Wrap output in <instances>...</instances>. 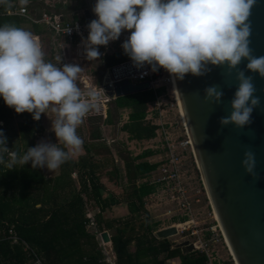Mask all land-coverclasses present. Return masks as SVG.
<instances>
[{
    "label": "clouds",
    "instance_id": "clouds-1",
    "mask_svg": "<svg viewBox=\"0 0 264 264\" xmlns=\"http://www.w3.org/2000/svg\"><path fill=\"white\" fill-rule=\"evenodd\" d=\"M28 2L19 0L22 6ZM0 5L10 7L9 0H0ZM255 5L256 0H96L92 12L97 18L87 25L88 36L82 39L84 54L89 62L99 61L103 55L99 47H107L127 31L130 35L121 47L133 66H149L153 73L163 69L178 93L176 82L186 75L204 77L213 68L226 67L227 75L235 72L237 89L230 114L219 123L244 129L252 125L253 111L261 103L253 76L246 72L264 78V56H254L250 47ZM70 32L69 27L65 29L66 34ZM56 60L60 66L45 60L41 44L30 31L14 24L0 26V97L16 114L27 112L34 121L51 109L55 114L51 131L57 138L55 144L41 141L21 154L6 147L7 139L0 131V164L9 170L31 162L33 169L54 172L82 150L84 141L77 129L98 106L101 93L82 92L76 81L83 68L61 64V56ZM245 61L246 68L241 69ZM223 95L219 85L204 89L206 103L219 105ZM242 167L256 178L251 150L244 152Z\"/></svg>",
    "mask_w": 264,
    "mask_h": 264
},
{
    "label": "trees",
    "instance_id": "trees-1",
    "mask_svg": "<svg viewBox=\"0 0 264 264\" xmlns=\"http://www.w3.org/2000/svg\"><path fill=\"white\" fill-rule=\"evenodd\" d=\"M61 3L50 8L44 7L43 12L75 19L71 13L83 6L81 0H61ZM72 44L75 42L72 41ZM101 61L103 67H112L131 60L123 51H118L104 55ZM162 92L163 88L149 89L114 98L106 105L104 119L93 115L87 117L90 128L88 139L91 142L98 138L92 128L95 125L102 122L118 124L123 109L128 110L127 122L121 125L120 130L127 134V139H153L156 126L146 121L145 117L151 112L155 97ZM18 117L24 119V124H31L33 120L32 115L27 112L16 114L0 97V131L8 143L11 132L8 124ZM22 132L28 135L31 129L25 128ZM96 146L89 143L85 149L83 147V156L62 164L58 168V175L52 180H45L41 175L37 178L32 173L35 169L31 165L9 170L0 164V264H31L36 259L40 264H71L70 258L74 254H80V246L90 243L92 237L85 230L89 221L84 216L80 194L99 204L102 209L108 202L115 200L112 193L104 191L96 176V165L100 164L95 163L91 156L95 153ZM10 148L12 149L11 146ZM113 150L122 163V178L125 182L122 201L128 204L129 217L117 225H100L97 217L94 218V223L98 232L112 231L110 242L114 264H165V260L175 257L179 259V264H203V257L197 253L182 255L178 249H171V244L165 239H156L153 234L156 224L148 223L143 198L152 194L155 189L146 183L137 182L156 168L157 164L144 160L154 155V152L146 150L132 158L123 144H118ZM103 153L108 151L104 150ZM95 154H100V150H96ZM7 159L5 155V160ZM72 171L76 172L81 182L80 191L73 194L67 191V177ZM33 183H36L34 188ZM16 190L19 192L16 193ZM104 192L106 197L102 198ZM130 241L135 245L131 254L127 252ZM71 249L78 252L72 253ZM94 258H100V255ZM72 263L81 264V256H77Z\"/></svg>",
    "mask_w": 264,
    "mask_h": 264
},
{
    "label": "water",
    "instance_id": "water-1",
    "mask_svg": "<svg viewBox=\"0 0 264 264\" xmlns=\"http://www.w3.org/2000/svg\"><path fill=\"white\" fill-rule=\"evenodd\" d=\"M80 15L87 26L96 19L92 8L96 0H81ZM62 20V17H61ZM251 44L254 56H264V0H256L251 10ZM83 45L77 47V57L86 58ZM246 61L239 67L246 68ZM137 71L132 61L110 69L116 79L112 85L101 87V97L117 98L149 90L148 82L131 84L123 75ZM253 76L255 95L260 98V107L252 114L250 127L238 129L234 125L221 127V117L230 114V102L237 89L235 72L227 75V69L213 68L204 77L186 75L177 81L181 93L175 95L182 114L181 119L191 144L193 160L202 189L211 212L223 234L235 264H264V78ZM219 85L224 95L222 103L213 105L204 100V89ZM255 153L256 178L246 174L242 167L244 152ZM177 234L174 227L154 232L157 239H166ZM99 238L108 242L106 232ZM182 254L193 252L192 244L182 241L175 245Z\"/></svg>",
    "mask_w": 264,
    "mask_h": 264
},
{
    "label": "crops",
    "instance_id": "crops-1",
    "mask_svg": "<svg viewBox=\"0 0 264 264\" xmlns=\"http://www.w3.org/2000/svg\"><path fill=\"white\" fill-rule=\"evenodd\" d=\"M58 3H61V0H57L56 2L55 0H29L26 6H22L20 5L19 0H9L10 7L8 5H0V26L4 24H14L18 27H21L33 33L34 36L37 37L38 43L41 44L42 49L45 54H46V50L48 49L49 55H47V57L45 56V60L50 61L54 64H57V66H60V64L57 63V60H56V57L59 54L58 47L60 48V55L62 57L63 64H72V63L77 64V62H79L81 65L83 64V62H85L88 65V67H90L93 70V74L95 75V77L98 78V82L92 81L91 76L89 74L91 72L88 73L87 70H84L83 72L80 73L79 75L80 80H81L80 82L83 88L85 89L91 88L90 91H93L99 87L100 79H101L104 69L112 68L113 66L103 67L102 66L103 63L101 59L96 62H89L86 58H78L77 57V47L78 46L72 44L71 41H68L65 38L54 37L49 31L46 30V28L43 25L33 23L29 21V19H27L25 16H21L17 13V11L20 8H24L27 11L28 18L37 19L40 16V14L43 12L44 7H49V8L54 7ZM80 9H77L71 13V15L75 17V19L62 17V21L64 23H68L72 21L84 22L82 16L80 15ZM99 51H100V48H99ZM118 51H123V50L118 47L116 48L113 47L112 49L108 50V52L104 55H109V54H112ZM164 91L165 89L163 88V92ZM170 103H172V101ZM172 109H175V108H173L172 106ZM105 111H106V106L103 107V117L100 116L102 119L105 118ZM152 112L153 110L149 114H147V116L145 117V120L154 125L155 119H154V114H152ZM127 114H128V110L126 109L121 110L120 119H119L118 124L111 125V124L102 122L101 124H98L92 127L94 130V134L98 138L91 140V142L88 139V135L90 131L89 125L86 120L88 116L85 118L84 123L77 129L78 135H80L84 141L83 143L84 149L86 148V145H88L89 143H94L95 145H97L95 147V153H96V150L98 149L100 150V154H95V153H93V155L90 154L92 156V160L95 163L100 164V165L98 164L96 165V176L98 177L99 183L104 188V191H107L108 193L109 192L112 193L115 197V200L113 202H108V205L103 207L102 209L101 206H99V204L97 205L92 200H87L85 197L82 196V194H80L83 200V210H84L85 218L88 219L87 218V215H88L94 223L95 222L94 218L97 217V220L100 225L104 223L117 225L119 223H122L129 217V213L127 212L128 204L120 200V198L116 196V194H118L117 189L123 190L125 182H124V179L122 178L123 176L122 175L123 174L122 163L120 159L116 157L113 148L117 147L118 144H123L126 150L130 153L131 149L130 147H127V146L138 145L139 143L143 144L151 140L149 139V140L135 141V140L127 139L128 137L127 134L120 130L121 125L127 122ZM24 123H25L24 119L18 117V118H14L12 122L8 124V129L11 131L9 132L11 143L7 142L6 147H8L9 150L16 151L18 153L23 154L28 148L35 147L41 141H45V142H49L53 144L51 137L53 135L55 136V133L51 131V127H52L51 120L44 122L43 119L42 120L40 119L39 122L32 120L30 122L31 124L29 123L24 124ZM25 128L31 129V133L27 135L24 132H22V130H24ZM121 136H124L123 141L121 140ZM54 138L57 140L56 137ZM10 146L12 147V149L10 148ZM83 147L81 151L71 155L70 159L76 160L78 157L83 156L84 154ZM104 150L108 151V153H103ZM146 150H150V149H144L143 151H146ZM143 151H141L140 153H142ZM139 154L130 153V156L133 158ZM154 155H155V152H154ZM149 157L144 158V160L147 161L146 159ZM147 162H150V161H147ZM154 162L155 161H152L150 163H154ZM27 165H31V162L25 164V166ZM16 167H20V166L17 165ZM115 170L117 171L116 181L112 180L111 178V173H115L114 172ZM32 173L33 175H36L37 178L41 175L43 179L45 180H52L54 177H56V175H58V169H56L54 172H50L47 170V168H36L35 171H33ZM149 174L150 172L142 180L148 178ZM67 184H68V188H67L68 192L73 194V193L80 191L81 182L79 181V177L76 174V172L74 171L70 172L69 177H67ZM32 185H33L32 187L34 188L36 183H33ZM150 186H152L155 189L153 185H150ZM17 192H19V190H16V193ZM104 197H106L105 192L102 194V198ZM37 206L38 205H36V207ZM167 207H168L167 210H171L169 206ZM143 209L145 210L146 208L143 207ZM146 210L145 211L148 214V223L150 225L156 224V227H155L156 230L154 232L160 229L167 228V227H173V226H169V224L175 223L176 221H178V217L174 215L173 217H170L167 220L168 225L163 226L156 219H153L152 221V218L150 217V213L148 209ZM85 230L87 233L90 234V237H92V239L89 241L90 243L88 245L80 246V249H79L80 254L79 255L74 254V256L70 258L71 264H74L72 262L77 259V256H81V264H112V263L114 264V254L112 252V246L110 242V236H111L112 231L102 230L98 232L95 225L94 226L86 225ZM101 232L107 233L108 239H109L108 242L103 243L101 241V239L99 238V234ZM177 235L178 234L165 239L167 242L171 244L170 246L171 249H178V248H175V245L180 243L181 240L176 239ZM80 240H83V239H80ZM84 240L86 241L87 239H84ZM134 250H135V245L133 241H130L129 245L127 246V252L131 254L134 252ZM70 252L76 253L78 251L76 249H71ZM193 252L195 251L193 250ZM98 254L100 255V258L95 259L94 256ZM180 254L182 253L180 252ZM160 257H162V255ZM165 264H179V259L177 257L167 259L165 260Z\"/></svg>",
    "mask_w": 264,
    "mask_h": 264
},
{
    "label": "built area",
    "instance_id": "built-area-1",
    "mask_svg": "<svg viewBox=\"0 0 264 264\" xmlns=\"http://www.w3.org/2000/svg\"><path fill=\"white\" fill-rule=\"evenodd\" d=\"M17 13L21 16H25L33 23L43 25L54 37L65 38L71 42L74 41V45L76 46L83 45L82 39L86 40L88 36V29L84 22L72 21L64 23L61 20V15L46 12H42L37 19H31L27 17V11L24 8H20ZM68 27L71 29L70 34L65 33V29ZM129 35L130 33L127 31L122 32L119 40L110 42L107 47H99L100 52L104 55L113 47L122 49L121 44ZM110 69L111 68L104 69L99 87L93 91H101V87L106 85L111 86L112 83L116 81V79L111 76ZM162 70L163 69H160L159 71L153 73L149 66H145L137 71L134 70L128 75H123L121 78L127 80L131 84L148 82V87L151 90L161 87L165 89L163 93H160L155 97L150 110H153L154 114V125L156 126L155 135H162L163 139L161 143L163 145L160 147L161 151H159L157 157L158 159L154 162L157 164L156 168L150 172L148 178L143 181L148 185H153L155 187V191L163 195V199L168 204L167 206L172 208L176 214L175 216L178 217V221L170 223L169 226H173L177 234L185 233L187 235V238L183 240L192 244L193 250L198 255L203 257V264H235L218 223L214 219L213 213L210 212V216H207L210 218L209 223L205 224L202 221L201 226L199 227L198 225L197 215L199 213L197 212V209L200 200L194 196L192 192L193 190L190 188V162H193L195 166L191 144L181 116L178 113L175 99L174 102L179 117L180 134L174 138L169 137L166 125L169 129H171V131H173V129L171 128L170 123L163 121V114L166 109L163 104L167 103L172 110V106L174 108V103L163 101V97L167 92L166 85L170 86L172 92V83L169 74L167 73V76H163ZM144 73L147 74L144 75ZM111 100L113 99L103 96V98H101L98 102V106L91 110L88 116L93 115L103 117V107ZM198 182L201 184L199 177ZM166 212L169 213L170 210H166ZM87 218L89 221L88 225L94 226L95 224L88 215ZM12 240L15 242L14 238ZM31 264L40 263L36 259Z\"/></svg>",
    "mask_w": 264,
    "mask_h": 264
},
{
    "label": "rangeland",
    "instance_id": "rangeland-1",
    "mask_svg": "<svg viewBox=\"0 0 264 264\" xmlns=\"http://www.w3.org/2000/svg\"><path fill=\"white\" fill-rule=\"evenodd\" d=\"M56 1L57 0H55V2ZM58 52H59L58 56H61L59 47H58ZM47 55H49L48 54V49L46 50L45 56L47 57ZM57 63L60 64V62H58V61H57ZM61 64H63L62 61H61ZM77 64L80 65L79 62H77ZM83 64L80 65L83 68L82 72L84 70H87L88 73L91 72L89 74L91 76L92 81L93 82H98V78L95 77V75L93 74V70L90 67H88V65L85 62H83ZM85 67H86V69H85ZM87 71H85V72H87ZM162 75L163 76H167V72L162 70ZM80 81L81 80H80V76H79L77 81H76V83H77L78 87H80L82 92H88V91L91 90V88H88V89L83 88ZM166 88H167V92H166L165 96L163 97V101H167L169 103L172 101V103H174V108L176 109L173 93L171 92V88H170L169 85H166ZM163 105H164V108H166L165 112L163 114V117H164L163 121L166 122V123H170L171 124V128L173 129V131H171V129H169L167 125H166V129H168L169 137L174 138V137H176L177 135L180 134L179 117H178L177 111L175 109L171 110L167 103L163 104ZM152 114H153V112H152ZM40 119L41 120L43 119L44 122H47V121H50V120H54L55 119V114L51 111V109H49L48 112H47V115L42 114ZM37 122H39V121H37ZM54 137H55L54 135L51 137L52 138L51 140L53 141V144L57 143V140ZM162 139H163L162 135H155V137L153 139H151L147 143H143V144L139 143L138 145L127 146V147H130V149H131L130 153L131 154L132 153L133 154H139L144 149H150L151 151L155 152V155L150 156L146 160L152 162V161H156L158 159L157 157H158L159 151H161L160 147H161V145H163L161 143ZM121 140L122 141L124 140V136H121ZM189 170H190V174H191L190 188L193 190L192 192H193L194 196L197 197L199 200H201V202L199 203L198 209H197V212L199 213L197 215V218H198L197 222H198V225L200 227L202 221L205 224L210 222V218H208L207 216L208 215L210 216L211 209H210L209 204H208V202L206 200L204 191L202 189V185L198 182V177L199 176H198L197 171L195 170V166H194L193 162H190ZM111 178H112V180L116 181V178H117L116 172L115 173H111ZM137 183L138 184L144 183V181L140 180ZM117 191H118L117 192L118 194H116V196L118 198H120V200H122V198L124 197L123 191H125V187H124L123 190L122 189H117ZM191 196H192V193H191ZM143 205H144L143 207L148 209V211L150 213V217L152 218V221H153V219H156L163 226L168 225L167 220L170 217H173L174 215H176L172 208H170L171 210H170L169 213L165 212V210L168 209V207H167L168 204L163 199V195L161 193L157 192V191H155L153 194H150L149 196L143 198ZM186 238H187V235L185 233L178 234L176 236V239L181 240L180 242L184 241L183 239H186Z\"/></svg>",
    "mask_w": 264,
    "mask_h": 264
},
{
    "label": "bare ground",
    "instance_id": "bare-ground-1",
    "mask_svg": "<svg viewBox=\"0 0 264 264\" xmlns=\"http://www.w3.org/2000/svg\"><path fill=\"white\" fill-rule=\"evenodd\" d=\"M172 89H173V85H172ZM172 92H173V97H174V99H175V101H176V103H177L178 113H179V115L182 117V114H181V111H180V108H179V104H178V101H177V98H176V95H175V91L172 90ZM182 120H183V119H182ZM213 216H214L215 221H217L216 218H215V215H213Z\"/></svg>",
    "mask_w": 264,
    "mask_h": 264
}]
</instances>
